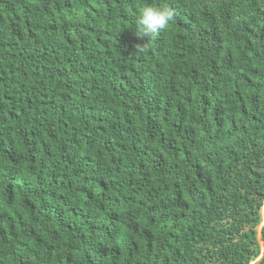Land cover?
I'll return each instance as SVG.
<instances>
[{
  "label": "trees",
  "instance_id": "16d2710c",
  "mask_svg": "<svg viewBox=\"0 0 264 264\" xmlns=\"http://www.w3.org/2000/svg\"><path fill=\"white\" fill-rule=\"evenodd\" d=\"M158 2L0 0V264H264V0Z\"/></svg>",
  "mask_w": 264,
  "mask_h": 264
},
{
  "label": "clouds",
  "instance_id": "9594fccd",
  "mask_svg": "<svg viewBox=\"0 0 264 264\" xmlns=\"http://www.w3.org/2000/svg\"><path fill=\"white\" fill-rule=\"evenodd\" d=\"M175 20V11L164 0H159L155 5L144 4L141 6L138 18L132 29L133 35L142 43L136 45V53L149 50L150 43L158 40Z\"/></svg>",
  "mask_w": 264,
  "mask_h": 264
},
{
  "label": "rangeland",
  "instance_id": "374dc122",
  "mask_svg": "<svg viewBox=\"0 0 264 264\" xmlns=\"http://www.w3.org/2000/svg\"><path fill=\"white\" fill-rule=\"evenodd\" d=\"M261 228H262V224L257 228V232H258V239L260 240V242H259V244H260V253H261V255H260V257L262 256V254H263V251H264V243L263 242H261V236H260V234H259V232H260V230H261ZM259 257V258H260Z\"/></svg>",
  "mask_w": 264,
  "mask_h": 264
}]
</instances>
